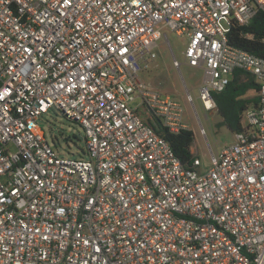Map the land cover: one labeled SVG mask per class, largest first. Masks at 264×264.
<instances>
[{"label": "built area", "instance_id": "1", "mask_svg": "<svg viewBox=\"0 0 264 264\" xmlns=\"http://www.w3.org/2000/svg\"><path fill=\"white\" fill-rule=\"evenodd\" d=\"M258 12L264 0H0V264H264V59L227 38ZM163 31L204 71L206 112L236 72L256 85L208 164L157 133L188 130L181 103L140 79L159 40L171 49ZM49 110L80 125L85 153L49 145Z\"/></svg>", "mask_w": 264, "mask_h": 264}, {"label": "rangeland", "instance_id": "2", "mask_svg": "<svg viewBox=\"0 0 264 264\" xmlns=\"http://www.w3.org/2000/svg\"><path fill=\"white\" fill-rule=\"evenodd\" d=\"M221 24L224 28L228 27L224 20ZM163 34H166L171 49L164 37L159 40L155 50L156 60L148 71L140 75V79L148 90L170 95L181 103L184 108L183 122L194 134L193 155L199 157L202 163L208 164L209 149L213 153L219 152L225 145L234 142V136L224 126H219L221 118L217 111L206 112L202 106L199 100V86L204 71L184 63L183 51L186 40L170 31H163ZM173 55L181 63L179 69L172 65ZM254 95L256 93L253 90L246 94ZM139 104L140 100L136 99L131 107ZM138 111L142 115L145 114L142 107ZM38 123L43 126L47 142L60 156L77 157L82 155V152L85 153V134L78 123L55 110L42 114ZM201 129L204 130V134L201 133Z\"/></svg>", "mask_w": 264, "mask_h": 264}, {"label": "trees", "instance_id": "3", "mask_svg": "<svg viewBox=\"0 0 264 264\" xmlns=\"http://www.w3.org/2000/svg\"><path fill=\"white\" fill-rule=\"evenodd\" d=\"M248 34L252 35V39L245 37ZM227 38L230 45L264 59V13L258 12L247 26H231ZM250 90L256 92L253 79L236 72L223 91L212 94L217 106V115L221 118L219 126H224L232 134L242 130L241 115L257 102L256 95L246 96ZM157 133L169 143L175 156L183 164L192 163L196 157L190 150L194 142L192 131L182 130L171 134L158 126Z\"/></svg>", "mask_w": 264, "mask_h": 264}, {"label": "crops", "instance_id": "4", "mask_svg": "<svg viewBox=\"0 0 264 264\" xmlns=\"http://www.w3.org/2000/svg\"><path fill=\"white\" fill-rule=\"evenodd\" d=\"M190 150H191V153L193 154L194 151H193V149H192V146H191V149H190Z\"/></svg>", "mask_w": 264, "mask_h": 264}, {"label": "snow or ice", "instance_id": "5", "mask_svg": "<svg viewBox=\"0 0 264 264\" xmlns=\"http://www.w3.org/2000/svg\"><path fill=\"white\" fill-rule=\"evenodd\" d=\"M62 87H63V85H62Z\"/></svg>", "mask_w": 264, "mask_h": 264}]
</instances>
